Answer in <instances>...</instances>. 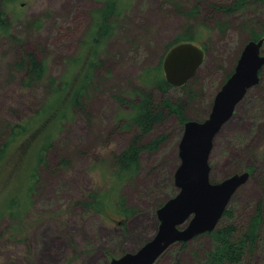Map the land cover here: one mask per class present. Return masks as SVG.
<instances>
[{"label": "rangeland", "instance_id": "1", "mask_svg": "<svg viewBox=\"0 0 264 264\" xmlns=\"http://www.w3.org/2000/svg\"><path fill=\"white\" fill-rule=\"evenodd\" d=\"M106 1L0 0V12L11 23L9 34L0 36V146L10 126L29 121L51 95L47 82L24 85L25 71L15 62L31 51L47 62L50 75L71 77L74 59L89 52L86 41L94 29V14ZM233 1L119 0L127 4L126 11L115 18L117 32L99 45V63L83 104L67 107V119L60 115L50 119L45 130L35 135L40 141L47 134L51 139L45 141L51 146L34 183L30 209L22 219L9 214L0 218V264H111L112 258L137 250L156 234L158 208L178 191L174 175L180 164L184 123L177 114L143 135L144 143L161 135L167 138L159 148L145 149L135 178L116 187L133 213L117 221L116 211L100 212L88 204L94 194L110 190L107 177L114 171L115 156L140 133L129 121L131 102H123L142 85L144 70L163 62L169 44L190 29L196 30L195 41L206 48L204 63L185 87L152 91L157 102L168 97L184 104L189 118L209 115L222 81L234 71L252 30L264 34V0H248L233 13L220 7ZM195 9L192 15L186 13ZM229 125L232 128L220 134ZM224 127L210 156L211 178L217 181L250 171L249 180L230 201L232 215L223 216L221 225L242 230L258 207L264 213V71ZM19 146L20 141L9 149L12 164L6 161L0 166V180L10 175L0 181V210L25 175L16 176L15 181L11 175ZM32 160L33 156L29 165ZM216 242L211 233H202L173 244L153 264H208ZM226 263L264 264V228L256 247L247 248L239 262Z\"/></svg>", "mask_w": 264, "mask_h": 264}, {"label": "trees", "instance_id": "2", "mask_svg": "<svg viewBox=\"0 0 264 264\" xmlns=\"http://www.w3.org/2000/svg\"><path fill=\"white\" fill-rule=\"evenodd\" d=\"M247 2L248 0H234L230 4L220 7L228 13H233L240 11ZM126 8L127 4H121L119 0L116 1V4L113 0H107L105 5L94 14L96 19L93 25L94 29L92 34L89 35V41H86L89 44V52L74 59L72 64H74L73 69L75 70L71 77L65 76L62 77V79H57L50 75L48 73L47 62L40 59L31 51L24 52L19 60L15 62L16 67L22 68L25 71V78L23 80L24 85L30 86L38 82H47L50 87L51 95H49L48 101L43 104L42 108L37 111V114L29 118V121L11 125L7 139L0 146V166L6 161L12 164L9 149L11 145L20 141L18 152L13 157L14 169L11 175L15 181L16 176L20 175L22 177L25 173L17 191L7 199L5 208L0 210V218L9 214L15 219H22L27 210L30 209L33 202L32 194L34 193V183L36 180H39L38 172L40 166L46 164L47 151L51 146V142L45 141L46 138L49 140L51 139L47 134H45V137L40 138V141H38L39 138L36 139L35 135L45 130L43 127H45L48 120L54 119L59 115L60 117L63 116V119H67L70 114L68 113L67 107L73 109L83 104V97L89 87L92 73L99 63L97 58L99 48L101 44L104 45L107 39L117 32V22L115 18L123 15ZM196 12L197 10L195 9L186 13L192 15ZM4 16L5 15L0 12V36L9 34L10 32L11 23ZM262 37H264V34L252 30V35L249 40H258ZM195 38L196 30L190 29L186 32L185 36H178L174 43L177 44L183 41L197 43ZM174 43L169 44V47L171 48L175 45ZM161 63L162 61L155 67L144 70L143 74L140 76L142 85L132 91L133 98L123 102H131L132 112L129 115V121L140 129V133L133 138L127 148L115 156L114 171L107 177L109 178L108 181L111 183L110 190L104 194H94V200L88 204L95 207L100 212H108L109 210L116 211L120 218L117 221L124 220L123 217L133 213V209L125 206V197L118 192L116 187L120 188L123 184L135 178L140 171L141 154L145 149L155 150L159 148L167 138L166 135H161L144 143L142 142L143 135L150 133L157 124L163 122L172 114H177L182 123H185L189 119L185 112L184 104L176 103L168 97L164 98L161 102L156 101L152 88L166 91L172 87L165 79ZM263 71L264 67L260 70V76ZM231 73L227 74L226 78L222 81V85ZM193 78L190 81H192ZM187 84H185L184 87ZM36 124L39 125H37L34 133ZM231 128L232 126L230 125L226 126L224 129L222 128V132L219 133L223 134ZM32 136L35 137L34 140H32ZM31 156H33V160L29 165ZM9 176L10 175L1 178L0 181L4 182ZM104 197L108 198L107 202H104ZM112 200H114V202ZM106 215L111 219L114 218V216H110L109 213ZM226 215H232L231 209L228 208L226 210L224 216ZM223 218L218 228L209 232L215 237L217 242L214 250L208 255V264L239 262L247 248L253 249L257 246L258 240L262 235V230L264 228V213L260 207L256 209L255 214L252 215L242 230H237L232 224L222 227Z\"/></svg>", "mask_w": 264, "mask_h": 264}, {"label": "water", "instance_id": "3", "mask_svg": "<svg viewBox=\"0 0 264 264\" xmlns=\"http://www.w3.org/2000/svg\"><path fill=\"white\" fill-rule=\"evenodd\" d=\"M264 37L249 40L234 71L215 95L209 115L189 118L179 143L180 164L174 175L177 193L157 210L156 234L135 251L114 257L111 264H153L173 244L187 242L218 228L230 201L250 178V171L236 172L222 180L211 178L210 156L215 138L233 117L247 92L260 81L264 67ZM206 50L192 41L173 45L162 68L171 86H184L204 63Z\"/></svg>", "mask_w": 264, "mask_h": 264}, {"label": "bare ground", "instance_id": "4", "mask_svg": "<svg viewBox=\"0 0 264 264\" xmlns=\"http://www.w3.org/2000/svg\"><path fill=\"white\" fill-rule=\"evenodd\" d=\"M3 4V3H2ZM191 10V9H190ZM46 17V16H45ZM83 41V40H82ZM68 61V60H67ZM221 132V131H220ZM219 134V133H218ZM3 234V233H2Z\"/></svg>", "mask_w": 264, "mask_h": 264}, {"label": "flooded vegetation", "instance_id": "5", "mask_svg": "<svg viewBox=\"0 0 264 264\" xmlns=\"http://www.w3.org/2000/svg\"><path fill=\"white\" fill-rule=\"evenodd\" d=\"M260 82V81H259ZM113 219H115V218H113ZM117 220V219H116Z\"/></svg>", "mask_w": 264, "mask_h": 264}]
</instances>
